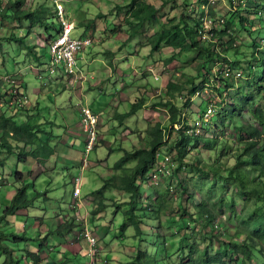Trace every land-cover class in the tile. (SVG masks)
Here are the masks:
<instances>
[{
  "label": "rangeland",
  "instance_id": "1",
  "mask_svg": "<svg viewBox=\"0 0 264 264\" xmlns=\"http://www.w3.org/2000/svg\"><path fill=\"white\" fill-rule=\"evenodd\" d=\"M36 1L42 3L43 0H29L25 8L33 6ZM61 1L69 18L75 22L71 36L79 37L86 34L94 39L92 44L78 54V65L85 67V73H90L86 80L79 79V83L85 88L89 84L93 85L90 90L82 94H78L74 88L70 87L65 65L52 61L45 39L48 35L43 29L44 27L31 28L29 21L22 19L23 22L20 23L10 15H6L4 19L3 13L10 12L8 5L12 3L10 0H0V91L6 88V81L2 78V74L14 73L20 76L24 83L23 91L31 100L27 106H31L36 112H39L37 115L42 117L41 121L49 120L53 124V127L48 126L47 130L52 137L49 142L50 146L52 149H56L55 156L47 160L43 159L39 162L32 155L26 161H18L16 153L18 148L11 153L0 145V206L11 202L17 187L22 183L27 185L29 197L33 199V203L28 208L7 215L4 219L5 223L0 224L3 231L0 242V264H35V259L29 254V251L42 254L44 257L42 261H46L50 258L49 253L52 257L57 254L52 249L57 250L60 246L64 249L63 253L68 255L67 259L70 264H126L135 255L137 247L153 250L157 242V237H154L156 234L154 226L156 225L151 219H147L142 226L149 233L146 235V238L149 239L141 241L135 236L133 226L122 232L120 224L124 219V210L129 206L123 202L128 197H123L122 191L117 189L106 190L104 202L107 207L101 213L95 214L96 208L100 206V195L92 193V191L102 186L105 177L115 173L113 165L122 156L125 149H130L134 145L140 146L147 141L149 123H154L157 119H163L166 123L167 111L161 109L157 101L164 95L168 80L173 79L186 86L184 92L191 97L192 101L190 100L186 105L184 114L193 123L196 120L195 114L198 120L202 119L198 114L202 113L206 107L208 108L210 103H213V114H216L221 110L219 103L222 100H230V94L223 92L221 97L218 96L215 89L212 90L209 84L202 82V77L197 79L196 93L190 92L191 85L186 84L187 78L190 74H197L201 70L204 60L198 56V50L177 51V49L164 46L160 51L151 52L149 46L142 44L161 23L174 17L178 18L183 12L190 16L198 15L200 14L198 12H201L200 5H202L206 12L211 8L215 9L217 17L219 16L221 21L232 20V28L228 33L236 38L237 42L232 44L234 48L243 46V42L258 46L250 39L248 27L240 23L236 12V7H246L254 2L253 0H212L205 3L202 0H172L166 5H161V0H154L160 7L158 19L148 22L142 32L131 36L132 28L125 19L126 4L130 0ZM48 4L50 7L48 17L53 22L56 13L55 3L53 0H48ZM42 12L45 13L44 9ZM222 24L224 25V23ZM28 25L30 26L29 36L25 35V38L20 41L9 39V34L12 32H16L17 35L26 34ZM227 38L230 37L227 35ZM31 43L33 46H30ZM248 48L244 46L241 51H246ZM236 50L231 53L230 59H236L235 56H238L241 59V65L249 67L245 55H240L238 53L240 50ZM92 51H97V56L96 54L92 55ZM173 54L176 56L175 59L166 64V59ZM246 55L248 57V54ZM234 62L233 60L226 63L222 59H218L214 63L210 61L208 68L212 69V74L214 71L227 73L233 69L239 76L241 65H234ZM256 63L257 60L252 61L253 66ZM149 66L150 68H147ZM154 74H157L159 78H155ZM142 86L154 87V93L157 95L151 97L145 107L124 120L117 118L114 111L119 113L129 111L132 102L125 99L130 97L134 101L138 96H141L144 92ZM228 91L235 92V89L231 88ZM120 96L123 101L117 108L114 104L110 105ZM146 96L148 97V95ZM80 100L86 102L99 114L100 124L98 145L89 153V161L85 168L82 167V164L85 156L84 135L86 136V133L78 109ZM257 100L264 103V95L258 94ZM153 101L157 106L156 104L152 105ZM115 102L120 103L119 101ZM13 109L10 105L11 112ZM5 112H10L9 107ZM28 113L31 114L27 108H24L22 112L16 113L14 118L15 120L21 118L24 121ZM151 117L152 121L150 122L149 118ZM199 125L201 133L211 134L214 131L229 137L238 136L237 129L231 122L224 126L220 124V119L212 120L211 118L208 123L200 120ZM41 129L44 130V126H41ZM59 131L63 134L57 136ZM174 138H176L175 134L170 140L174 141ZM74 139H76V143H74ZM26 149L32 150L33 146H27ZM161 151L164 152L167 149L163 148ZM200 156L209 160L212 157V152L204 150ZM223 157L228 158V155ZM211 160L213 161V159ZM42 164L45 165L42 166ZM133 164L134 161L128 163V165ZM176 164L177 162H175V166ZM41 167H43L42 173H39ZM155 174L149 178L150 181L140 182L143 197L148 193L153 194V186L160 190L164 189L163 192L166 195H168L166 192L168 187L172 188L167 176L160 178V173ZM182 174L184 175V172ZM77 176L82 177V192L75 198L73 189ZM202 180L209 182L214 196L218 198L221 196L234 202L238 211L244 210L243 198L233 196L231 193L223 195V192L219 191V184H222L223 180L218 179L213 183L207 174ZM45 190H48L47 197L44 193ZM226 190L229 192L231 188ZM38 192H41L39 196ZM200 192L206 191L201 188L197 196H200ZM116 202H120L118 206ZM254 204L255 202L252 201L249 208ZM258 204L263 205L262 202H258ZM180 208V197L169 200L167 210L163 211L162 224H159V232L168 238L167 246L170 252L174 251L172 257L176 262L180 260L177 247L183 235L195 234L200 246H205L208 243L204 242L201 237V233H204L206 228L200 227L199 230L197 228L194 230L199 233L191 231L199 224L192 221L185 223L179 214ZM2 210H0L1 214ZM229 214L232 215L230 212ZM61 219L73 222L78 227L71 233H52L50 236H46L48 230L52 231L61 224ZM227 220L229 225L235 224L233 217L229 216ZM86 225L93 228L97 234L95 237L98 241L95 247L84 236ZM9 232L29 236L30 239L17 240L13 235L9 237ZM191 238L193 239V237ZM210 239H217L213 243V247L220 249L222 246L220 239L214 234ZM2 244L15 249L14 259L3 251ZM46 246H50L51 249H46ZM93 249L94 253L92 254ZM73 251H76L75 256L71 254ZM257 260L260 263L264 261L262 257Z\"/></svg>",
  "mask_w": 264,
  "mask_h": 264
},
{
  "label": "trees",
  "instance_id": "2",
  "mask_svg": "<svg viewBox=\"0 0 264 264\" xmlns=\"http://www.w3.org/2000/svg\"><path fill=\"white\" fill-rule=\"evenodd\" d=\"M171 1L161 0V5H166ZM202 1L207 3L212 0ZM28 2L29 0H10L12 3L8 5L10 12L4 14L1 11L4 19L6 15H10L20 23L23 22L22 19L29 21L31 28L44 27L46 33H50V38L62 33L63 24L57 12L53 22L48 17L50 10L48 0H43L42 3L36 1L33 6L25 8ZM253 2L252 5L246 7H236V12L240 23L248 27L250 39L258 46L243 42V46L234 48L232 44L236 38L228 33L232 28V20L221 21L215 9L211 8L206 12L202 5H200L201 12H198L200 13L198 15L190 16L183 12L178 18L174 17L161 23L142 44L149 46L151 52L160 51L164 46L177 49V51L198 50V56L204 60L201 70L197 74H190L187 78L186 84L191 85L190 92L196 93L197 79L202 77V82L209 84L212 90L215 89L218 96L221 97L223 92L230 94L229 101L222 100L219 103L220 112L213 114V103H210L208 108L206 107L202 113L198 114L202 117L200 120L208 123L211 118L212 120L220 119V124L224 126L231 122L237 129L238 136L229 137L214 131L211 134L199 132L200 120L195 117L196 114L194 123L192 120L189 121L187 115L184 114L185 107L191 100V97L184 92L186 86L173 79L167 81L164 95L157 101L161 109L167 111L166 123L163 119L149 123L147 141L140 146L134 145L130 149H125L113 165L115 173L105 177L102 186L92 191L100 195V206L96 208L95 214L101 213L107 207L104 202L106 190L117 189L122 191L123 197H128L123 202L129 206L124 210V219L120 224L122 232L133 226L135 236L141 241L149 239L146 238L149 233L142 226L147 219H151L156 225L154 226L156 230L154 237H157V242L153 250L137 247L135 255L126 264H229L231 262L234 264H264V261L260 263L257 260L261 257L264 259V103L257 100L258 94L264 95V0H253ZM126 5L125 19L132 28L131 36L142 32L148 22L158 19L160 7L154 0H130ZM66 15L68 16L67 13ZM29 25L26 34L17 35L16 32H12L9 34V39L20 41L25 38V35L29 36ZM227 35L230 38H227ZM244 46L249 47L248 50L241 51ZM235 50H240L238 53L245 55L249 67L241 65V59L235 56L234 65H241L239 76L233 69L227 73L214 71L212 74V69L208 68L209 62L214 63L222 59L229 63L233 61L230 56ZM175 57L174 54L169 56L165 63L169 64ZM256 60L257 63L253 66L252 61ZM142 87L144 92L141 96L130 101L132 102L130 110L116 112L117 118L123 120L146 106L155 88ZM231 88H234L235 92L228 91ZM6 94L7 92L0 91V95ZM155 95L157 93H154ZM155 104L156 102L153 101L152 105ZM9 111V113L2 111L0 113V145L2 147L11 153L18 148L16 151L18 161H26L34 155L40 162L56 153V149H52L48 143L51 133L46 129H41L44 123L45 125L52 124L49 120L38 123L36 118L41 116L36 114L19 122L14 118L17 110L15 113V109L11 112L9 108ZM173 134L176 136L174 141L170 140ZM27 146H33V149L28 150ZM163 148L167 151L162 152ZM204 150L212 152L213 161L200 156ZM168 155L174 158L177 164L164 169L162 160ZM224 155H228V158L223 157ZM131 161H134V164L128 165ZM42 169L43 167L38 172L42 173ZM155 172L160 173V178L167 176L172 188L168 187L166 190L168 195H166L163 192L164 189L160 190L153 186V194L148 193L143 197L140 182L150 181L149 178ZM205 174L213 180V183L218 179L223 180L222 184H219V191L223 192V195L231 193L233 196L243 198L244 210L238 211L234 202L221 196L219 198L214 196L209 182L202 180ZM228 187L231 188L229 192L226 190L230 189ZM201 188L206 192H200V196H197ZM47 192L48 190L44 191L46 197ZM40 194L41 192H38L37 195ZM177 197H180L179 214L184 222L192 221L199 224L191 230L195 233H199L194 231L196 228L198 230L200 227L206 228L204 233H200L203 241L208 242L205 246H200L195 234L183 235L177 247L179 262L172 257L174 251H169L168 238L159 232V224H162L163 211L167 210L168 201L172 198L177 199ZM252 201L255 204L249 208ZM258 202H262L263 205ZM32 203L33 199L29 197L27 185L22 183L17 187L11 202L0 206V210L3 209L2 214L0 213V224L5 223L4 219L7 215L26 209ZM118 203L120 202H116L117 206ZM229 216L233 217L235 224L229 225L227 220ZM76 227L78 225L73 222L61 219V224L52 231L48 230L46 236L52 233H71ZM2 232L0 227V242ZM8 234L9 237L13 235L17 240L30 239L29 236L16 235L12 232ZM213 234L222 243L220 249L213 247V243L217 241V239H210ZM2 245L3 251L13 258L15 249ZM29 254L35 259V264L43 259L42 254L38 252L29 251ZM67 257L68 255L65 254L66 259ZM65 264L69 263L65 262Z\"/></svg>",
  "mask_w": 264,
  "mask_h": 264
},
{
  "label": "clouds",
  "instance_id": "3",
  "mask_svg": "<svg viewBox=\"0 0 264 264\" xmlns=\"http://www.w3.org/2000/svg\"><path fill=\"white\" fill-rule=\"evenodd\" d=\"M54 1V3H55V8H56V12H57V15H58V18L60 19V17H59V14H58V7H57V2H61L62 3V5H63V2L61 1V0H53ZM64 7V6H63ZM66 13H67V11H65V8H64V14H65V17H66V19L70 22V23H73L74 24V26H73V28L75 27V22H74V20L73 19H70L67 15H66ZM61 21V20H60ZM73 28L71 29V31H70V33H69V37H71V38H77V39H83V38H87V37H89V38H91V40H92V42H91V44L93 43V41H94V39L91 37V36H88V35H81V36H79V37H72L71 36V32H72V30H73ZM64 27L62 28V33L60 34V35H56L55 37H51L50 38V33H48L47 35V38H45L46 39V42H47V44H48V47H49V51H50V54H51V58H52V61L54 62V63H56V64H60V63H63L64 65H65V67H66V69H65V72H66V74H67V77H68V79L70 80V86H73L75 83H79L80 81H79V79H84V80H86L89 76H88V74H90V73H85V70L83 69V68H81L79 65H78V63H77V56H75V62H74V64L70 67L69 65H67L64 61H60V60H56V58H55V55L53 54V52H52V47H53V45L58 41V39H60L62 36H63V34H64ZM49 37V38H48ZM90 45V44H89ZM32 46H33V43H32ZM88 47V45L86 46V48ZM85 49V48H84ZM83 48H82V50H84ZM36 53H37V55H39L38 54V52L36 51ZM71 68H72V70H71ZM147 68H150V66L149 67H147ZM18 72H20V71H18ZM89 72V71H88ZM155 75V78H159V76H157V74H154ZM2 78L6 81V88L3 90V92L4 93H6L7 92V94L6 95H0V111H2V112H5L6 111V109H7V107H8V105H9V108H10V105H11V108H14L15 110H17V113L18 112H22V109H24V108H27V109H29V108H31V106H27V104L28 103H30V98H29V96L23 91V87H24V83L21 81V78H20V76L18 75V74H14V73H4V74H2ZM1 98H4V99H1ZM83 105H88L87 103H84V102H81V100L79 101V106H78V109H79V111H80V114H81V107L83 106ZM89 106V105H88ZM92 108V107H91ZM32 109V108H31ZM93 109V108H92ZM94 110V109H93ZM29 111V110H28ZM30 112V111H29ZM94 112L98 115V126H97V139H96V141H95V143L92 145V147L88 150L87 148H88V142H89V138H88V134H87V132L84 130V132L86 133V136H85V140H84V154H85V156H84V159H83V164H82V167L83 168H85V166H86V163L89 161V153L98 145L97 143H98V141H99V127H100V124H99V114L94 110ZM39 113V112H38ZM38 113H36V114H38ZM35 113L34 114H27V116H26V119L28 118V116H35L36 115ZM208 115V114H207ZM41 118L42 117H39V119L41 120ZM17 120H19V122H23V120L21 119V118H19V119H17ZM124 120V119H123ZM25 121V120H24ZM149 121L151 122L152 121V119L151 118H149ZM81 123H82V121H81ZM50 125H52V124H50ZM83 126V125H82ZM52 138V137H51ZM50 142H51V139H50ZM51 157H52V155H51ZM50 157V158H51ZM168 157H170V160H168L167 161V163H165V167H164V169H166V168H169V166L171 165H175V162H174V158L172 159V157L170 156V155H168ZM49 158V159H50ZM166 161V156H164V158H163V160H162V163H164ZM156 174L155 175H157V172H155ZM78 177H81V176H77L76 178H75V181H74V189H73V195H74V197L76 198V197H78V196H80V194H81V192H82V177H81V185H80V193L78 194V195H76L75 194V188H76V179L78 178ZM0 190H1V187H0ZM122 223V222H121ZM89 225H86L85 227H84V233H85V229L86 228H88L89 229ZM84 236H85V234H84ZM86 238V237H85ZM87 239V238H86ZM88 240V239H87ZM97 241H98V239L96 238V242H95V244H91L93 247H95L96 246V243H97ZM89 242V241H88ZM90 243V242H89ZM41 250V249H40ZM70 251H72V250H70ZM94 253V249H93V252H92V254ZM73 256H75L76 255V252L75 251H73L72 253H71ZM43 257V256H42ZM44 258V257H43ZM43 260V259H42Z\"/></svg>",
  "mask_w": 264,
  "mask_h": 264
},
{
  "label": "built area",
  "instance_id": "4",
  "mask_svg": "<svg viewBox=\"0 0 264 264\" xmlns=\"http://www.w3.org/2000/svg\"><path fill=\"white\" fill-rule=\"evenodd\" d=\"M57 7H58V14L63 24L65 32L63 36L60 39H58V41L53 45L52 52L55 55L56 60L64 61L67 65L71 67L75 62V51L78 49H82L83 47H86L87 45L91 44L92 40L89 37L83 39L69 37V33L73 28L74 24L70 23L65 18L64 7L61 2H57ZM209 111H211V109ZM81 121L84 130L88 134L89 142L87 149L89 150L97 139L98 115L94 112V110L90 106L83 105L81 107ZM168 160H170V157L166 156V161L163 163L164 167H165V163H167ZM80 185H81V177H78L76 179V188H75L76 195L80 193ZM84 234L85 237L90 242V244L92 245L95 244L96 237L91 233V231L88 228L85 229Z\"/></svg>",
  "mask_w": 264,
  "mask_h": 264
},
{
  "label": "crops",
  "instance_id": "5",
  "mask_svg": "<svg viewBox=\"0 0 264 264\" xmlns=\"http://www.w3.org/2000/svg\"><path fill=\"white\" fill-rule=\"evenodd\" d=\"M97 43V42H96ZM94 44H95V42H94ZM97 53V51H92L91 52V54L92 55H95ZM84 56H86V54H84ZM96 56H97V54H96ZM77 58H78V56H77ZM96 59H99V58H96ZM81 68H83V69H85V67H81ZM147 69V68H146ZM88 70V69H87ZM68 78V77H67ZM93 85L92 84H89L88 86H87V88H85V86H83L82 84H80V83H75L73 86H70V87H72V88H74L75 90H76V92L78 93V94H82V93H85L86 91H88V90H90V88L92 87ZM151 97H154V93L153 94H151L150 95V98ZM150 98H148V100H147V103L149 102V100H150ZM125 100H129V101H131L132 99H130V97H128L127 99H125ZM115 101H119L120 103L118 104V103H116ZM123 100H122V98H121V96L119 97V99H116V100H114V101H112L111 102V104L110 105H112V104H114L115 106H116V108L121 104V102H122ZM86 103V102H85ZM147 103H146V105H147ZM32 108V107H31ZM31 108H29V109H27V110H29L30 112H31V114H36V113H38V112H36V110L35 109H31ZM116 112L117 111H114V115H116ZM29 114V113H28ZM151 119H152V117H151ZM36 121L38 122V123H40V122H42L40 119H39V117L38 118H36ZM44 126V128L47 130V127L48 126H50V125H43ZM51 127H53V124L51 125ZM48 131V130H47ZM49 132V131H48ZM63 133H61L60 131L57 133V136L58 135H62ZM52 136H53V134H52ZM54 137V136H53ZM85 137V136H84ZM74 143H76V139H74ZM53 157H54V155H53ZM46 249H51V247L50 246H46ZM73 250V249H72ZM48 251V250H47ZM52 251H56L57 252V254L56 255H54L53 257H52V255L49 253L48 254V256L50 257L48 260H46V261H41L40 263H38V264H65V262H68L69 264H70V262L68 261L69 259H66L65 258V254L63 253V251H64V249L62 248V246H60V248L59 249H55V248H53L52 249ZM52 258V259H51ZM67 260V261H66Z\"/></svg>",
  "mask_w": 264,
  "mask_h": 264
},
{
  "label": "bare ground",
  "instance_id": "6",
  "mask_svg": "<svg viewBox=\"0 0 264 264\" xmlns=\"http://www.w3.org/2000/svg\"><path fill=\"white\" fill-rule=\"evenodd\" d=\"M66 18V17H65ZM85 47H83V49H84ZM80 51H82V49H78V50H76L75 51V56H78V54H79V52ZM49 143V142H48ZM49 145H50V143H49ZM55 149V148H54ZM55 156V155H54ZM89 230L91 231V233L94 235V236H96L97 237V235H95L94 233H95V231H94V229L93 228H89Z\"/></svg>",
  "mask_w": 264,
  "mask_h": 264
}]
</instances>
